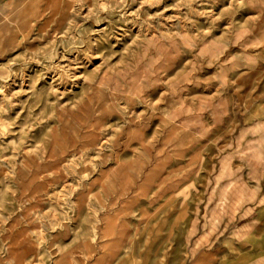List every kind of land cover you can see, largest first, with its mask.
I'll use <instances>...</instances> for the list:
<instances>
[{
  "label": "rangeland",
  "instance_id": "rangeland-1",
  "mask_svg": "<svg viewBox=\"0 0 264 264\" xmlns=\"http://www.w3.org/2000/svg\"><path fill=\"white\" fill-rule=\"evenodd\" d=\"M13 26L0 264H190L264 202L237 198L264 192V0H41Z\"/></svg>",
  "mask_w": 264,
  "mask_h": 264
},
{
  "label": "crops",
  "instance_id": "crops-1",
  "mask_svg": "<svg viewBox=\"0 0 264 264\" xmlns=\"http://www.w3.org/2000/svg\"><path fill=\"white\" fill-rule=\"evenodd\" d=\"M2 1L4 0H0ZM256 104H261V110L249 117L258 116L264 110V101L254 105ZM239 197L264 199V192H251L243 196L238 195L237 198ZM238 216L243 217L238 218L233 227L226 228L217 237V241L190 264H264V202L260 205L254 204L248 209L244 208ZM194 249L195 247L189 244V256Z\"/></svg>",
  "mask_w": 264,
  "mask_h": 264
},
{
  "label": "bare ground",
  "instance_id": "bare-ground-1",
  "mask_svg": "<svg viewBox=\"0 0 264 264\" xmlns=\"http://www.w3.org/2000/svg\"><path fill=\"white\" fill-rule=\"evenodd\" d=\"M41 0H8L9 9L0 7V17L10 20L16 29L28 25V18L35 13V6Z\"/></svg>",
  "mask_w": 264,
  "mask_h": 264
}]
</instances>
